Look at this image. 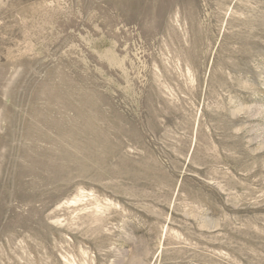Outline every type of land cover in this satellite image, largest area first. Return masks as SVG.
<instances>
[{"label":"rangeland","instance_id":"374dc122","mask_svg":"<svg viewBox=\"0 0 264 264\" xmlns=\"http://www.w3.org/2000/svg\"><path fill=\"white\" fill-rule=\"evenodd\" d=\"M0 264H264V0H0Z\"/></svg>","mask_w":264,"mask_h":264}]
</instances>
